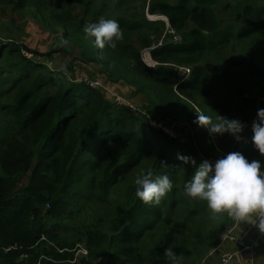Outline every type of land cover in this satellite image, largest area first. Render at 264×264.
<instances>
[{
  "label": "trees",
  "instance_id": "obj_1",
  "mask_svg": "<svg viewBox=\"0 0 264 264\" xmlns=\"http://www.w3.org/2000/svg\"><path fill=\"white\" fill-rule=\"evenodd\" d=\"M32 1L39 9L52 2ZM214 4L215 0L152 3L150 13L165 16L181 36V42L174 43L168 35L155 48H151L153 25L143 15L118 16L112 20L118 22L123 39L115 48L106 45L99 49L93 37L94 59L108 69L112 83L126 84L135 93L144 95L158 112V117H153L158 121H176L173 118L176 95L193 91L209 98L214 109L235 115L246 126L256 115L254 94L264 86V55L249 50L228 61L236 68L245 67L244 80L217 67L209 71L199 60L205 53L223 49L231 39L255 35L264 43V0H243L238 4L236 13L243 21L239 28L221 27L212 9ZM52 16L60 24L73 20L69 13ZM187 23L194 27L187 29ZM144 30L148 32L145 36L141 34ZM130 35H138L140 48L129 42ZM66 37L63 31L62 39ZM4 40L0 41V82H6L8 88L0 89V97L12 99L0 102V112L12 117L8 123L17 128V136L24 138L23 144H8L6 151L0 150V264H67L63 262L72 253L58 250L73 246L62 241L59 226L50 219L58 218L67 207L83 199L77 186L92 173L102 170L105 182L110 183L136 167L139 161L154 155L156 170L186 166L195 174L204 161L193 144L168 139L127 108L105 99L99 90L70 79L33 57H51L68 51L39 53L15 40ZM141 48L148 49L151 58L161 65L146 66L140 57ZM23 51L32 56H24ZM169 64L191 66L189 76L183 79V73ZM252 136V129L244 131L240 141H234L236 150L249 162L259 161L264 171V157L254 148ZM5 139L0 144L6 145L13 134H7ZM178 156L190 160L184 163ZM29 170L23 184L21 179ZM124 216L118 220L120 231L110 241L114 238L139 241L156 221L165 218L157 206L145 205L138 197ZM229 224L230 221L226 227ZM105 239L104 233L90 232L88 246L92 248ZM13 246L15 250L3 251ZM166 249H169L167 241L146 264H170L164 255ZM20 254H25L26 259H19Z\"/></svg>",
  "mask_w": 264,
  "mask_h": 264
},
{
  "label": "rangeland",
  "instance_id": "obj_2",
  "mask_svg": "<svg viewBox=\"0 0 264 264\" xmlns=\"http://www.w3.org/2000/svg\"><path fill=\"white\" fill-rule=\"evenodd\" d=\"M51 1L45 9H39L32 0H0V37L25 44L29 49L39 53L58 49L68 51L57 52L51 57L38 55L33 57L48 64L50 68L65 73L68 78L75 81H82L84 78L100 80L105 88L98 90L108 101L112 102L111 94L118 93L124 99L139 105L151 117H158V112L144 95L135 93L134 89L126 84H115L109 80L108 69L94 59L93 37L86 36L83 29L86 24L95 20L99 22L101 18L112 20L118 16L131 18L132 15H143L144 19L153 25L154 29L150 33L153 40L151 48H155L161 45L165 37L168 36L165 32L166 22L147 19L146 8L149 11L152 3L156 1L175 3L177 0H152L150 2L148 0ZM242 1L215 0L212 9L221 27L232 25L239 28L243 26V21L236 13V8ZM68 13L73 17L70 23L60 24L52 20L54 14L63 16V14ZM166 20L169 24L167 18ZM193 27L194 25L191 23L186 24L187 29ZM63 31L67 36L65 40L62 39ZM174 31L180 35L175 29ZM141 34L145 36L148 32L144 30ZM1 38L0 41H6ZM62 41H67V43L62 45ZM129 42L134 47L140 48L138 35H130ZM249 50H254L259 56H263L264 43L255 35L249 38L231 39L223 49L205 53L200 58L199 64L209 71L213 67H217L244 80L243 70L245 67L236 68L228 64V61ZM139 52L141 60L146 66L153 68L161 65L151 58L148 49L141 48ZM23 53L28 54L27 51H23ZM13 57L16 58V56ZM185 68H191V66H185ZM7 88L6 82H0L1 90ZM176 96L178 102L173 118L180 125H186L181 131L177 143L193 144L198 156L203 160L214 159L218 151L225 153V155L238 152L234 143L235 139L231 135L227 133L212 134L207 128L196 123L197 114L201 113L212 117L214 122L218 115L228 120H236L235 115L224 114L214 109L212 101L198 92L186 91L183 94L178 93ZM254 98L257 104L256 115L245 126L244 131L252 129V123L257 119L258 109H264V86H260L256 90ZM11 99V96L0 97V102H8ZM8 121H12V117L0 112V141H5L7 134H13V139L6 145L0 144V150L4 151L8 149V144H23L24 138V136H17V128L10 125ZM164 121L169 122V120ZM127 149L123 148V150ZM153 162L154 155H151L139 161L136 167L118 180L110 183L105 182L104 174L102 170H99L87 176L77 186L78 193L83 199L73 206L70 205L58 218H51L50 221L59 226V235L63 242L73 247L76 244L84 246L88 255L70 263L69 261L73 260L72 254V257L63 263L146 264L147 259L156 256L157 249L167 241L169 249L177 255L182 253L181 264H198L201 257L216 248L230 218L225 214L213 217L206 201L193 200L185 195L184 185L194 176L190 168L165 166L156 170ZM105 165L106 163H103V167ZM148 171H152L154 177L168 175L173 183L172 190L165 195L161 204L157 206L164 213L165 218L156 221L151 230L146 232L139 241L125 242L117 238L110 241V237L117 235L120 231L118 220L124 219L125 211L136 198L135 179ZM29 172L30 170L21 179L23 184L26 183ZM45 209H48V204L45 205ZM94 231L104 233L107 239L91 248L88 246L87 237L90 232Z\"/></svg>",
  "mask_w": 264,
  "mask_h": 264
},
{
  "label": "clouds",
  "instance_id": "obj_3",
  "mask_svg": "<svg viewBox=\"0 0 264 264\" xmlns=\"http://www.w3.org/2000/svg\"><path fill=\"white\" fill-rule=\"evenodd\" d=\"M86 36L95 37L99 49L106 45L115 48L117 42L123 39V32L118 22L101 18L98 23H89L83 29ZM62 45L67 41H62ZM199 126L207 128L212 134L231 135L237 142L245 125L238 120H228L217 116L212 117L197 114ZM252 143L259 154L264 157V109H258L257 119L252 123ZM184 163L190 158L180 157ZM191 163L195 165V161ZM211 174V175H210ZM135 195L145 205L159 206L165 195L173 188L168 175L155 176L148 171L135 179ZM185 195L193 200L206 201L213 217L227 215L235 222L247 223L258 227L264 234V171L259 161L249 162L241 153L231 152L225 158L213 165L204 160L196 169L194 176L184 185ZM164 255L170 264H181V257L171 249H166Z\"/></svg>",
  "mask_w": 264,
  "mask_h": 264
},
{
  "label": "built area",
  "instance_id": "obj_4",
  "mask_svg": "<svg viewBox=\"0 0 264 264\" xmlns=\"http://www.w3.org/2000/svg\"><path fill=\"white\" fill-rule=\"evenodd\" d=\"M152 0H148V2H150ZM145 15L147 17V19L149 20H164L166 22L165 25V32L171 37V41L174 43H179L181 42V36L178 35V33H176L174 31V29L170 26V24H168L166 17L163 15H158V14H152L149 13L148 8H146L145 11ZM24 56L26 57H31V54H26L23 53ZM178 72L183 73L184 78H187L190 74V69L189 68H185V67H177ZM84 83L85 85H87L89 88L92 89H104L105 87L103 86L102 82L100 80L97 79H88V78H84L82 81H79ZM111 101L113 104L120 106V107H125L128 109V111L138 117H140L142 119V121L151 129L153 130H157L159 132H161L163 135H165L168 139L170 140H178L181 136V131L185 128L186 125H180L177 121H172V122H161L158 121L157 119H154L153 117H151L147 112L143 111L139 105H137L136 103L129 101L127 99H124L123 97H121L120 95H118V93L116 94H111L110 95ZM189 129V127H188ZM226 155L225 153L218 151L217 155L214 159L210 158V159H206L207 161H209L213 167L216 163L217 160L219 159H223L225 158ZM224 238H229L231 239L237 246H239L243 251H249L251 249V246L249 245H245L244 242L242 241V239H237V238H232L228 235H226ZM264 238V234H261L258 236V240H261ZM42 240H44L42 238ZM16 247H9L7 249H4V252L10 251V250H15ZM60 253L62 252H69L73 254V260L69 261L70 263H74L75 261H77V259L80 258H84L88 255V251L84 248V246L80 245V244H76L73 248L71 249H63V250H58ZM210 254H217L218 255V261L219 264H231L234 260V255L233 253H231L230 251L224 250L222 247V243H220L218 246H216V248L214 250H212L210 252ZM26 255L25 254H20L19 255V259L24 260L26 259Z\"/></svg>",
  "mask_w": 264,
  "mask_h": 264
},
{
  "label": "crops",
  "instance_id": "obj_5",
  "mask_svg": "<svg viewBox=\"0 0 264 264\" xmlns=\"http://www.w3.org/2000/svg\"><path fill=\"white\" fill-rule=\"evenodd\" d=\"M226 235L232 238L242 239L245 245L251 246V249L249 251H243L231 239L224 238ZM259 235V229L255 225H249L247 223L239 224L230 218V224L220 236L218 245L222 243L224 250L233 253L234 260L231 264H264V238L258 240ZM218 259L217 254L208 253L198 264H219Z\"/></svg>",
  "mask_w": 264,
  "mask_h": 264
}]
</instances>
